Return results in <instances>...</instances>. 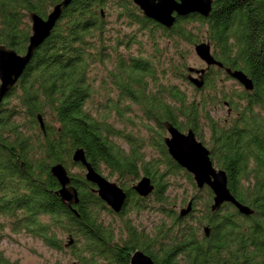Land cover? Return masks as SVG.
Here are the masks:
<instances>
[{"label":"trees","instance_id":"1","mask_svg":"<svg viewBox=\"0 0 264 264\" xmlns=\"http://www.w3.org/2000/svg\"><path fill=\"white\" fill-rule=\"evenodd\" d=\"M58 1L0 0V44L23 53L28 14L44 17ZM108 2L113 5L111 0H71L0 101V242L4 229L22 231L46 248L65 252L72 264H128L136 249L153 264H264V0H212L207 17L189 14L168 29L143 17L128 0H116L114 19L135 25L148 48L99 16ZM203 40L223 67L251 80V91L218 96L222 79L216 84L212 77L225 72L213 66L198 98H187L180 88L186 52ZM224 101L234 111L226 124L210 116V107ZM162 121L194 133L208 148L212 165L226 173L229 192L252 214L242 216L230 204L211 213V192L203 187L187 199L191 213L177 217L164 195L167 177L180 174L191 189L195 186L167 155ZM203 127L209 132L206 142ZM76 148L97 173L104 169L124 190L118 213L97 197L82 166L70 161ZM57 162L77 191L74 214L54 194L58 184L49 167ZM72 166L80 172L70 173ZM141 176L154 186L147 198L130 189ZM130 206H159L167 222L157 225L152 236L134 228L128 217L116 227L104 222V215L118 217ZM0 264L17 262L0 249Z\"/></svg>","mask_w":264,"mask_h":264},{"label":"water","instance_id":"2","mask_svg":"<svg viewBox=\"0 0 264 264\" xmlns=\"http://www.w3.org/2000/svg\"><path fill=\"white\" fill-rule=\"evenodd\" d=\"M71 0H59L53 4L44 17L31 12L28 14L30 33L27 37L23 53H17L12 48L0 44V101L15 85L23 69L31 59L35 49L48 37L62 10ZM138 8L142 16L154 21L168 29L172 26L175 17L197 14L207 17L212 0H130ZM102 14V10H100ZM195 56L204 64L203 67H186L185 79L195 88L200 89L204 84V75L210 67L222 68L225 74L234 79L245 92L252 90L251 80L240 70L225 68L214 59L211 54L210 45L207 41H200L193 45ZM226 104V103H224ZM227 110V114H228ZM39 128L43 130L40 116H37ZM165 135L162 142L169 157L177 166L187 172L196 189L207 187L211 192V203L209 211H217L222 204H230L236 212L242 216L252 214V209L238 202L227 188L226 173L222 169L215 168L210 159L209 151L197 141L194 133L188 129L179 131L167 121H162ZM72 163H79L84 169L83 178L94 186L93 191L97 197L113 212L118 213L123 207L125 192L115 182H110L101 174L97 173L86 161L81 148H76L70 155ZM49 172L57 181L58 189L54 192L59 200L65 203L74 214L72 207L78 202L76 189L70 185L69 175L61 162L50 165ZM153 183L149 177L141 176L130 186V189L139 197H146L153 191ZM191 211V199L184 207L179 208L177 217L182 218ZM204 237L208 236L209 227H202ZM71 244L69 238L65 246ZM128 264H153L149 256L141 250L136 249L129 255Z\"/></svg>","mask_w":264,"mask_h":264},{"label":"rangeland","instance_id":"3","mask_svg":"<svg viewBox=\"0 0 264 264\" xmlns=\"http://www.w3.org/2000/svg\"><path fill=\"white\" fill-rule=\"evenodd\" d=\"M113 2V5L111 3H107L103 6V10L106 12V19L108 20L109 26H113L115 30H118L119 33H126L130 32L132 36H135L137 40L141 43H143V36H139L137 33V28L132 23L127 25L126 22H124L122 19H114L115 13L118 12L117 6H116V0H111ZM51 7H49L48 11ZM28 18V17H27ZM28 26H29V20H27ZM124 22V23H123ZM110 37L109 39H113L114 33L113 31L109 32ZM143 34V33H140ZM205 41V40H203ZM134 46L131 44L129 46V51L134 53ZM143 46L147 47L146 44L143 43ZM121 52H124L123 49H121ZM186 66H192L195 68L203 67V63L195 56L193 52V47H188V52H186V58H185ZM113 65V64H112ZM112 65H108L107 68H112ZM213 68V67H212ZM185 78V77H184ZM215 79L214 81L217 84V80H221L219 86L216 85L217 94L218 96L224 95H231L238 94L240 90L242 89L241 85H239L234 79H231L228 77L225 73H219L218 79L216 76L212 77ZM172 83H180L173 79L169 80ZM184 83L181 84L180 88L186 92L187 98H198L199 92H201V89H195L189 82L185 79L183 81ZM188 83V84H186ZM113 92L111 91L108 93L109 97H113ZM223 103L226 104H220V105H214L211 108L210 116L213 119L218 120L221 122L223 119L228 116L229 119H231L234 116V111H232L227 104L226 101ZM227 110L228 114H227ZM264 116V113L262 114ZM109 119H112V117L109 115ZM226 124V123H225ZM124 131H127L126 127L122 126ZM128 128V127H127ZM184 132V131H183ZM208 131L205 127L202 129V137L204 141L206 142V139L208 137ZM166 133L163 132L162 136ZM114 141L119 144V146L124 148V142L121 141L120 138H115ZM148 152V151H147ZM151 155H154L153 152H148ZM155 156V155H154ZM71 161V160H70ZM70 173H79L80 169L77 166H72L68 168ZM84 172V170L82 169ZM101 175L105 177L110 182H115L113 176H109L106 174V171L104 169H101ZM184 176L182 175H176L172 174V176L167 177L169 189L166 191V194H164L166 199L168 200V206L171 207L173 212L177 215V212L179 208L183 207L185 205V202L188 198L193 194V192H196L195 189H191L190 185L188 184L187 180H184ZM125 187V186H124ZM202 193H200V196ZM149 195L143 198H147ZM139 197V196H138ZM185 199L184 204H180L181 200ZM146 204L150 205L151 200H148L145 202ZM196 209L200 208V201L196 202ZM157 211V212H155ZM191 213V211L189 212ZM195 215L200 214V212H194ZM103 217V216H102ZM128 217L129 223L134 226L137 230H141L147 234V236H152L155 228L157 225H160L162 223H166L167 219L166 217L161 213V210L159 209V206L157 210L155 209H133L131 206L128 208V211H126L123 215H120L118 217L104 215L103 220L104 222L111 223L112 227L120 226V222L123 218ZM185 217V216H184ZM183 218V217H182ZM121 230V234H123L122 228H118ZM5 237L0 242V249L2 250L5 257H7L11 261H16L17 264H52L56 262L57 264H72L73 259H71L65 252L52 250L49 248H46L43 246L40 241L36 238H33L29 235H27L24 232H11L7 228L4 229Z\"/></svg>","mask_w":264,"mask_h":264},{"label":"flooded vegetation","instance_id":"4","mask_svg":"<svg viewBox=\"0 0 264 264\" xmlns=\"http://www.w3.org/2000/svg\"><path fill=\"white\" fill-rule=\"evenodd\" d=\"M129 1V3L131 4V5H133L132 4V2L130 1V0H128ZM134 6V5H133ZM135 7V6H134ZM135 8H137V7H135ZM137 10H138V8H137ZM139 11V10H138ZM102 14L100 13V10H99V16L101 17V18H103V17H105L106 16V12L104 11V10H102ZM140 12V11H139ZM140 14H141V12H140ZM142 15V14H141ZM189 15V14H188ZM187 16V15H186ZM183 17H185V16H180V17H175V20L176 19H178V18H183ZM118 19V18H117ZM175 20H174V22H175ZM152 21V20H151ZM154 22V21H153ZM173 22V23H174ZM155 23V22H154ZM157 24V23H156ZM159 25V24H158ZM173 25V24H172ZM161 26V25H160ZM204 66V65H203ZM211 68V67H210ZM210 68H209V70H210ZM222 69V68H221ZM208 70V71H209ZM208 71L205 73V75H204V82H205V76H206V74L208 73ZM224 71V70H223ZM186 73V72H185ZM184 73V74H185ZM190 84V83H189ZM202 88V87H201ZM200 88V89H201ZM229 118H228V116H226V118L225 119H223L221 122H223V123H226L227 122V120H228ZM219 122V121H218ZM165 132V131H164ZM181 132H183V131H181ZM185 132V131H184ZM164 136V135H163ZM162 136V137H163ZM194 137H195V135H194ZM195 139H196V137H195ZM197 140V139H196ZM198 141V140H197ZM202 144V143H201ZM164 145V144H163ZM203 145V144H202ZM207 150H208V148L205 146V145H203ZM165 148V147H164ZM165 151H166V149H165ZM209 151V150H208ZM167 153V152H166ZM168 155V154H167ZM169 156V155H168ZM171 159V158H170ZM209 159H210V157H209ZM172 160V159H171ZM173 161V160H172ZM174 162V161H173ZM175 163V162H174ZM176 164V163H175ZM92 187H93V189H94V186L92 185ZM202 189V188H201ZM201 189H199V190H201ZM227 204V203H226ZM223 205V204H222ZM221 205V206H222ZM221 206H220V208H221ZM253 211V210H252ZM253 213V212H252Z\"/></svg>","mask_w":264,"mask_h":264}]
</instances>
